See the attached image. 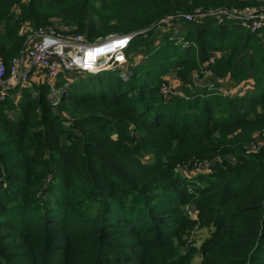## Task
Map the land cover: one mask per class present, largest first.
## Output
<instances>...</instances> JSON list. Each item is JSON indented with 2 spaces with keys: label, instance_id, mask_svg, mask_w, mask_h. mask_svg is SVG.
Masks as SVG:
<instances>
[{
  "label": "trees",
  "instance_id": "obj_1",
  "mask_svg": "<svg viewBox=\"0 0 264 264\" xmlns=\"http://www.w3.org/2000/svg\"><path fill=\"white\" fill-rule=\"evenodd\" d=\"M262 2L0 0L6 66L39 28L136 33L125 54L146 50L124 80L90 74L55 94L30 81L0 102V264H192L182 236L201 226L198 264H264V30L205 17L181 22L187 47L158 37L166 17ZM212 53L208 71L252 90L193 85ZM173 70L184 95L165 100Z\"/></svg>",
  "mask_w": 264,
  "mask_h": 264
},
{
  "label": "built area",
  "instance_id": "obj_2",
  "mask_svg": "<svg viewBox=\"0 0 264 264\" xmlns=\"http://www.w3.org/2000/svg\"><path fill=\"white\" fill-rule=\"evenodd\" d=\"M205 16L218 21H233L251 33L264 30V2L259 6H246L236 11L214 9L206 13L195 11L194 14L170 16L161 23L168 24L179 17L191 21ZM134 35L136 33L109 35L100 41L88 42L81 35L64 34L53 28L29 30L22 54L8 66L0 61V101L5 100L9 90L14 88L8 87L7 81H15L14 85L25 89L30 74L36 70L42 71L50 84L61 74L76 71L97 74L114 66L121 67ZM209 61L213 63L211 59Z\"/></svg>",
  "mask_w": 264,
  "mask_h": 264
},
{
  "label": "rangeland",
  "instance_id": "obj_3",
  "mask_svg": "<svg viewBox=\"0 0 264 264\" xmlns=\"http://www.w3.org/2000/svg\"><path fill=\"white\" fill-rule=\"evenodd\" d=\"M205 17H208V16H205ZM205 17H202L201 19H203ZM201 19L195 18V19H193L191 21H188V20H185V19H183L181 17L175 18V19H173V21H171L168 24H162L163 26L160 27L161 32L158 35V37H160V35L162 33L163 34H167L168 33L169 40H174L178 45L182 43V47H185V46L187 47V45H188L187 42H184L181 39L182 37H180L178 35V33L182 29L181 22L184 21V22H187V23H189V22L197 23ZM216 21L218 23L231 22L234 25L236 24L235 22L229 21V20H223V21L216 20ZM56 24H58V23H56ZM236 25H239V24H236ZM240 26H242V25H240ZM48 28H51V27H48ZM60 29H63V28H60ZM64 30H68V31L74 32V29H64ZM71 35H81L86 41L90 42L86 37L83 36V34L72 33ZM100 40H102V39L101 38H96L93 42H97V41H100ZM145 51L146 50H139L138 52L133 54L131 56V58L128 57L125 54V62L120 64L121 67L114 66V68H111L110 70L100 72L101 73L100 75L108 76L111 73L117 72L116 74L118 76H120V78H122L123 80L126 79L130 75L132 63L142 61L143 57L145 58V56H143L146 53ZM216 58H217L216 54L212 53V55L209 58V60L211 59L213 61V63H214ZM209 60H208L207 64H205L203 66V68H202L203 74H201V76H198L197 75L198 73H196L195 75L193 74V79H192L193 80V85H196V86H199V87H204V88H207V89L216 90L221 95L237 94V93L243 94V93H246L245 89H248V90L251 89V87H252L251 82H247V81L245 82L244 81L238 87H234L235 86L234 83L231 82L229 79H227V78H224V79L218 78L214 73L208 71L205 68V67H207L208 64H210ZM174 73H175L174 70L173 71H169L165 76L162 77V82L160 83L159 90H160V93H162L161 95L164 97L165 100H169V99H171L174 96L177 97L180 94L184 95V93L182 94V91H181V86H180L181 83L178 81V79L176 78V75ZM97 74H99V73H97ZM89 76H90V74H86V73L80 72V71L70 72V73L58 75L56 77V79L52 83L49 84L51 86V93L55 94V93H58L59 90H61L60 88L59 89L56 88V85H58V84H63L62 85L63 88L79 86L80 83H82L84 81H87ZM8 78L9 77H7V79ZM28 83H30V80H27L26 88L28 87ZM16 89H18L17 93H19L20 91L25 90V89L18 88L16 85H14V88H12L11 90L13 91V90H16ZM18 95L19 94H16V95L13 96L15 101H18V99H19ZM9 98L10 97H7V98H5V100L0 101V102H4V101H6ZM262 141H264V138H258L256 142L259 143V142H262ZM183 173L184 174H182V175H184V176L190 175V172L184 171ZM199 173H201V172H199ZM183 178H184V181L186 182V177H183ZM191 179H193V178H191ZM182 210L185 212V215H187V217L189 219L196 220V218H197L196 211L191 205H187V206L183 207ZM184 224H185V222L183 223V225ZM184 229H185V231L183 232V236H182V240L184 241V249L186 250V245H187V247H191L194 250L192 258H191V263L192 264H198L200 262V260H201V254L199 252V249L201 247L202 242L205 239H207V237H208V229H207V227H202V226L199 227V228L194 227L190 231H188L187 235H186V227ZM186 239H188L187 240V244H186Z\"/></svg>",
  "mask_w": 264,
  "mask_h": 264
},
{
  "label": "crops",
  "instance_id": "obj_4",
  "mask_svg": "<svg viewBox=\"0 0 264 264\" xmlns=\"http://www.w3.org/2000/svg\"><path fill=\"white\" fill-rule=\"evenodd\" d=\"M46 79V77H45V74L42 72V71H33L31 74H30V76H29V80L31 81V82H35V81H43V80H45ZM14 83H15V81H7V86L8 87H10V86H14ZM242 88V87H241ZM240 88V89H241ZM252 90V87H251V89H245V91L246 92H249V91H251ZM12 90H9V94L7 95V97H13L14 95H12ZM243 92V91H242ZM236 95H240L239 93H237Z\"/></svg>",
  "mask_w": 264,
  "mask_h": 264
}]
</instances>
